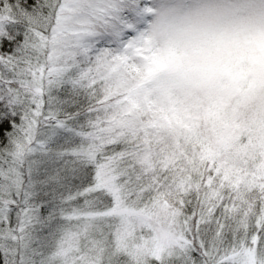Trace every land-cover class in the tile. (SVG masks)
I'll return each instance as SVG.
<instances>
[{"label":"snow or ice","instance_id":"1","mask_svg":"<svg viewBox=\"0 0 264 264\" xmlns=\"http://www.w3.org/2000/svg\"><path fill=\"white\" fill-rule=\"evenodd\" d=\"M150 8L0 0V264H264V81L149 116Z\"/></svg>","mask_w":264,"mask_h":264},{"label":"clouds","instance_id":"2","mask_svg":"<svg viewBox=\"0 0 264 264\" xmlns=\"http://www.w3.org/2000/svg\"><path fill=\"white\" fill-rule=\"evenodd\" d=\"M162 85L217 96L264 71V0H150Z\"/></svg>","mask_w":264,"mask_h":264},{"label":"rangeland","instance_id":"3","mask_svg":"<svg viewBox=\"0 0 264 264\" xmlns=\"http://www.w3.org/2000/svg\"><path fill=\"white\" fill-rule=\"evenodd\" d=\"M144 78L140 80L134 91L135 100L151 111L149 116H155L162 123H171L181 131L188 132L199 124L197 131H206L209 125L210 110L219 109L222 119L232 116V106L238 99L237 93L248 87L253 78L264 81V71L249 74L217 96L193 94L187 90L164 86L160 80V69L154 56L143 61ZM219 132L226 133L228 129L221 126Z\"/></svg>","mask_w":264,"mask_h":264},{"label":"trees","instance_id":"4","mask_svg":"<svg viewBox=\"0 0 264 264\" xmlns=\"http://www.w3.org/2000/svg\"><path fill=\"white\" fill-rule=\"evenodd\" d=\"M262 81V80H261Z\"/></svg>","mask_w":264,"mask_h":264}]
</instances>
